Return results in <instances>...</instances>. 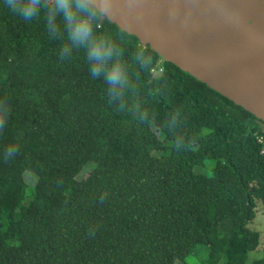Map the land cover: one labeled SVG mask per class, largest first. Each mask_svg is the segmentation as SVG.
<instances>
[{
	"label": "trees",
	"instance_id": "16d2710c",
	"mask_svg": "<svg viewBox=\"0 0 264 264\" xmlns=\"http://www.w3.org/2000/svg\"><path fill=\"white\" fill-rule=\"evenodd\" d=\"M95 27L121 50L122 95L43 13L25 22L0 0V264H264L248 228L263 125L148 46L141 68L138 39L101 15Z\"/></svg>",
	"mask_w": 264,
	"mask_h": 264
},
{
	"label": "water",
	"instance_id": "95a60500",
	"mask_svg": "<svg viewBox=\"0 0 264 264\" xmlns=\"http://www.w3.org/2000/svg\"><path fill=\"white\" fill-rule=\"evenodd\" d=\"M101 17L264 129V0H108Z\"/></svg>",
	"mask_w": 264,
	"mask_h": 264
},
{
	"label": "clouds",
	"instance_id": "9594fccd",
	"mask_svg": "<svg viewBox=\"0 0 264 264\" xmlns=\"http://www.w3.org/2000/svg\"><path fill=\"white\" fill-rule=\"evenodd\" d=\"M108 0H4L5 6L25 22L41 18L49 36L66 39L63 51H69L70 45L83 46L89 64L92 79L102 78L109 95L123 94L128 82L127 72L119 57L121 50L104 32L95 27L98 17L107 8ZM61 25L63 27H61ZM152 56L146 47H141L137 63L141 68L152 65ZM8 113V108L4 109ZM3 120H0V124ZM9 148L5 157L15 153Z\"/></svg>",
	"mask_w": 264,
	"mask_h": 264
},
{
	"label": "rangeland",
	"instance_id": "374dc122",
	"mask_svg": "<svg viewBox=\"0 0 264 264\" xmlns=\"http://www.w3.org/2000/svg\"><path fill=\"white\" fill-rule=\"evenodd\" d=\"M155 75H158L157 73ZM201 184L196 187L197 192L201 191ZM250 230L258 232L260 236L259 246L257 249L249 254V262L252 260L258 259L262 257V249L264 246V209L262 204L259 201H256L255 207V218L253 221L248 225ZM186 264H193L195 263V259H187L185 261Z\"/></svg>",
	"mask_w": 264,
	"mask_h": 264
},
{
	"label": "built area",
	"instance_id": "2783aa9c",
	"mask_svg": "<svg viewBox=\"0 0 264 264\" xmlns=\"http://www.w3.org/2000/svg\"><path fill=\"white\" fill-rule=\"evenodd\" d=\"M258 142L259 143H262V138H258Z\"/></svg>",
	"mask_w": 264,
	"mask_h": 264
}]
</instances>
